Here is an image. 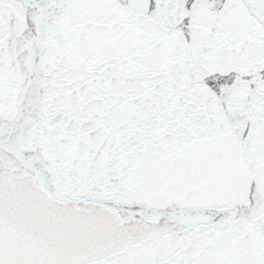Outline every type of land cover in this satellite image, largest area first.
I'll return each mask as SVG.
<instances>
[{
  "label": "snow or ice",
  "instance_id": "1",
  "mask_svg": "<svg viewBox=\"0 0 264 264\" xmlns=\"http://www.w3.org/2000/svg\"><path fill=\"white\" fill-rule=\"evenodd\" d=\"M0 264H264V0H0Z\"/></svg>",
  "mask_w": 264,
  "mask_h": 264
}]
</instances>
